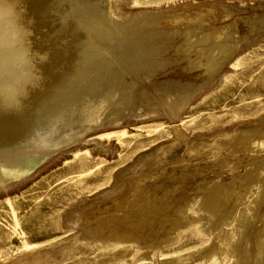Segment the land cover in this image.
<instances>
[{
    "label": "rangeland",
    "instance_id": "1",
    "mask_svg": "<svg viewBox=\"0 0 264 264\" xmlns=\"http://www.w3.org/2000/svg\"><path fill=\"white\" fill-rule=\"evenodd\" d=\"M3 91L0 264H264V0H0Z\"/></svg>",
    "mask_w": 264,
    "mask_h": 264
},
{
    "label": "bare ground",
    "instance_id": "2",
    "mask_svg": "<svg viewBox=\"0 0 264 264\" xmlns=\"http://www.w3.org/2000/svg\"><path fill=\"white\" fill-rule=\"evenodd\" d=\"M13 1V0H10ZM37 0H34V2ZM15 2V0H14ZM43 4V3H42ZM43 6V5H42ZM41 6V7H42ZM42 9V8H41ZM44 10V9H43ZM42 10V11H43ZM47 11V10H46ZM43 13V12H42ZM40 14V13H39ZM26 18V17H25ZM39 21V20H38ZM40 25V24H39ZM39 32V31H38ZM39 35V34H38ZM76 46V45H75ZM73 47V46H72ZM79 48V47H78ZM77 48V49H78ZM8 99V95L3 91L0 92V129H4V128H8V122L5 121L6 118H4L3 114L6 113L8 110L7 106H6V102ZM6 130V129H4ZM40 161V160H39ZM42 162V161H41ZM121 238L125 237L124 235H120Z\"/></svg>",
    "mask_w": 264,
    "mask_h": 264
}]
</instances>
